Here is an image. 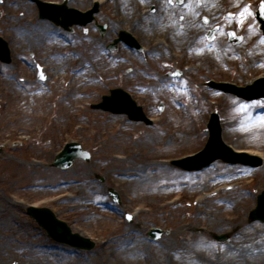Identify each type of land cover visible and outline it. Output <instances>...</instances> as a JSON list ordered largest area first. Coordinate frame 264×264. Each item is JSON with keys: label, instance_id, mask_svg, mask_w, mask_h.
Returning <instances> with one entry per match:
<instances>
[{"label": "rangeland", "instance_id": "obj_1", "mask_svg": "<svg viewBox=\"0 0 264 264\" xmlns=\"http://www.w3.org/2000/svg\"><path fill=\"white\" fill-rule=\"evenodd\" d=\"M116 1L99 6L95 21L70 31L40 19L30 0L0 2V34L12 49V61L0 62V264H264V230L245 237L242 228L252 222L264 226L248 220L264 189V99L246 102L206 85L209 78L246 84L264 73V35L254 17L260 0H162L178 10L167 22L159 8L135 30L147 37L140 39L146 53L123 42L115 52L106 49L135 13L123 14ZM71 4L90 6L89 0ZM246 5L252 11L241 16ZM225 11L234 17H224ZM198 13L219 14L222 26L212 41L199 20L192 22ZM187 15L194 35L181 45L183 36L170 38L166 26H179ZM96 22L107 24L104 34ZM44 25L50 32L43 40ZM228 26L243 33L241 43L227 42ZM78 58L84 68L73 71ZM36 62L44 66L45 79L37 77ZM176 68L181 76H167ZM115 87L128 91L154 123L90 106ZM212 111L219 114L222 139L259 154L260 166L216 160L190 172L169 163L204 146ZM68 141H79L90 160H75L65 170L51 166ZM107 186L119 191L120 205ZM55 198L63 199L54 204ZM29 203L50 204L96 245L78 250L53 241L26 214ZM125 211L134 213L133 224L119 221ZM224 217L232 222L219 221ZM152 226L166 230L160 239L146 236ZM224 233L238 234L217 242L214 236ZM190 236L207 241L209 250L182 261L178 257L188 251Z\"/></svg>", "mask_w": 264, "mask_h": 264}, {"label": "water", "instance_id": "obj_2", "mask_svg": "<svg viewBox=\"0 0 264 264\" xmlns=\"http://www.w3.org/2000/svg\"><path fill=\"white\" fill-rule=\"evenodd\" d=\"M41 16L49 17L51 20L63 27H68L73 23L85 24L92 19V11L88 12L90 16L84 17L81 13L73 11L65 6H59L49 3H39ZM264 8L261 6L256 13L257 17L261 22V28L264 31ZM112 49L115 46L111 47ZM0 59L4 62H9L10 52L7 46V42L0 37ZM231 91V90H229ZM239 96L250 99L255 97L264 96V80L259 81L255 86L251 88H246L243 90L232 91ZM95 107H100L104 109H109L113 112H125L130 118L135 120H144L150 123L143 111L141 106H138L136 102L131 99L130 95L121 88H116L111 90V95L103 96V101L95 105ZM209 128V138L202 151L196 155L186 157L179 161H175L176 164L181 167L192 170L200 169L217 158H222L223 160L229 162H242L249 163L253 166L261 164L260 159H256L254 162H249L244 159L243 154L235 153L229 146H227L221 139V127L219 124V116L213 113L211 119L208 123ZM80 157L84 160H89V153L82 150L80 145L77 143L68 144L66 149L56 157L53 165L62 168L69 167L75 158ZM103 180V178H101ZM110 194L115 200H118L117 193L110 189ZM28 212L37 219L40 225H42L49 236L58 240L60 242L68 243L71 246H75L83 249H91L94 246V242L90 239L79 235L78 233H72L70 228L66 225L64 221L58 220L53 212L46 208L39 209H28ZM250 217L252 219L259 218L264 221V190L257 196V206L251 211ZM156 231L155 237L159 236L161 230ZM227 236H218V240H225Z\"/></svg>", "mask_w": 264, "mask_h": 264}, {"label": "bare ground", "instance_id": "obj_3", "mask_svg": "<svg viewBox=\"0 0 264 264\" xmlns=\"http://www.w3.org/2000/svg\"><path fill=\"white\" fill-rule=\"evenodd\" d=\"M163 10H164V17L167 19V22H171V19H172L171 14L176 12L178 10V8L177 7H175V8L174 7H172V8L164 7L162 9V14H163ZM175 15H176V13H175ZM184 17L182 19H180L181 22L178 21L179 26L177 25V27H174L173 24H168L166 26L167 27L166 30H167L168 36L170 38L172 37L174 40L178 41L177 39H179V37L183 36L181 38V40L179 39V42L181 43V45H184V43H187L190 36L194 35V32H192L190 30V28L188 27L190 24V18L188 19V15H187L186 16V22H183L182 20L184 19ZM40 30L41 31L39 32V38L40 39L43 38V40H44L45 38H47V35L50 32V29L48 28L47 25H44L43 28L41 27ZM71 56L75 57V53L74 54L72 53ZM83 68L84 67H83L81 59L80 58L76 59V61H74L73 65H72V70L73 71H79V70L81 71ZM215 185H217V184H215ZM211 187H213V185ZM221 219H222V222L224 224H230L232 222V219H226L225 217L220 218L219 221ZM242 228L244 230L246 229L245 230L246 233L244 232L245 237L247 235L249 236L252 234H256L258 231L264 230V226L261 225L259 222H252V223H248V224H243ZM237 234L238 233H236L234 235H237ZM239 235H241V232L238 234V236ZM186 241H187V243H185V244H187L186 249H188V251L183 252L184 253L183 255L179 254L178 258H180L181 260L184 259L185 257H188V259H190V257H191V261H192V259L194 258V255L196 253L199 254L200 252H203L204 250H209V248H208L209 243L207 241H205L204 239H197V238L194 239L193 237L190 236ZM233 243L238 244L239 240L234 239Z\"/></svg>", "mask_w": 264, "mask_h": 264}, {"label": "flooded vegetation", "instance_id": "obj_4", "mask_svg": "<svg viewBox=\"0 0 264 264\" xmlns=\"http://www.w3.org/2000/svg\"><path fill=\"white\" fill-rule=\"evenodd\" d=\"M149 1L150 0H119L118 2H116L115 7L118 8V10L122 12H128L130 10H135V9L140 10L144 6L148 7L146 4H148ZM157 2H159V0H157ZM151 9L152 11H155L156 6L153 5ZM131 26L133 30H137L138 26H140V21L138 20L131 21ZM139 36L141 37L140 38L141 40L146 39V37H143L142 35H139ZM242 41H243V38L239 42H242Z\"/></svg>", "mask_w": 264, "mask_h": 264}, {"label": "snow or ice", "instance_id": "obj_5", "mask_svg": "<svg viewBox=\"0 0 264 264\" xmlns=\"http://www.w3.org/2000/svg\"><path fill=\"white\" fill-rule=\"evenodd\" d=\"M169 2H171V0H169ZM261 6L264 7V0H261ZM251 7L250 6H245V10H242L240 15L244 16L246 14H250L251 13ZM205 20H207V17H205ZM233 35H235V33H233ZM244 106H241V108H243ZM260 120H264V116L259 118Z\"/></svg>", "mask_w": 264, "mask_h": 264}]
</instances>
